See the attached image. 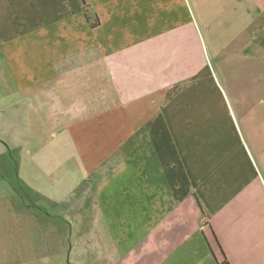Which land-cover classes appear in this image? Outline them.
I'll use <instances>...</instances> for the list:
<instances>
[{
    "label": "crops",
    "instance_id": "1",
    "mask_svg": "<svg viewBox=\"0 0 264 264\" xmlns=\"http://www.w3.org/2000/svg\"><path fill=\"white\" fill-rule=\"evenodd\" d=\"M90 1L0 0V264L112 259L77 236L78 181L38 188L55 141L82 199L132 188L117 221L151 225L149 262L264 264V0H97L94 28Z\"/></svg>",
    "mask_w": 264,
    "mask_h": 264
},
{
    "label": "rangeland",
    "instance_id": "2",
    "mask_svg": "<svg viewBox=\"0 0 264 264\" xmlns=\"http://www.w3.org/2000/svg\"><path fill=\"white\" fill-rule=\"evenodd\" d=\"M97 4V0H91L90 5H88L87 8L90 9V11L94 12L96 11L95 9L97 7ZM95 13L98 15L97 11ZM3 93V91L0 92V94ZM8 95H11V93H9ZM52 129L53 128L51 127L50 131H52ZM57 142L58 141H55V143L50 142V144L43 151L50 152L43 160V167L50 174L54 173L52 181L55 176L62 174L65 170L72 168L75 169L77 165L80 169L79 171L74 170L73 177H69L70 173H67L68 178L65 177L66 182L62 183L61 186H56V183L50 181V179H42L37 182L39 186L38 188L52 194V192L58 190L56 189V187H59L62 194L67 191V189L71 186V183L75 185L76 181L79 182V190L75 191L79 195L78 207L75 209L76 217L73 221L77 228L78 225L76 224H80V229H77L75 227L77 236L78 232L84 233L85 231L86 233H88V235L91 236V242L86 247V251L84 248V252H89L90 261H92L93 259L92 256H97V254H99L100 244H98L97 246L96 241L98 239L97 235H99L97 234V232L99 233V227L101 226L102 230L106 231V237L104 238L105 241H103V244L105 245L108 254L109 251L110 253H112V256H110L112 259L110 260L109 258L105 257V259L103 260V264L104 261L105 264H153L149 262L151 225L130 224L129 222L118 223L117 221V217L121 216V218H123L124 214L127 215V220L132 219V213H126L123 209L125 206L130 208V205H132L130 201H133V203L136 204L135 198H131L132 194L130 193V190H132V188L129 189L130 186L128 187L127 185H125V190L119 193V190H115L116 179L113 178V180H108L110 183L108 184L109 186L111 185V187H106L108 188V190H110V192H108V190H104V193H107L106 195L102 196L100 193H94V195H90L87 198L85 196L82 199L81 196L85 195L84 192H86V184L88 182L92 183L93 177L95 175L92 176L89 180L87 179V176H89L90 174V166L84 162L82 151L80 150V148H78V146L76 148L73 141L70 144H67V141H65L64 143L60 142V144H57ZM73 148L75 150L77 160L75 159L73 161L70 160V162L67 163H61V156L64 157L65 154L70 155ZM31 149H36V145H32ZM99 163L100 162H97L96 164L99 165ZM102 163L106 165L105 162ZM100 175L99 178H102L105 174L101 173ZM98 183L96 185H98ZM149 189L151 191H154V180H152L151 178H148V190ZM57 194H55L54 196L59 197ZM102 197L104 198L103 200ZM30 202H34V199L31 198ZM48 202L49 203H45L51 205L50 201ZM97 208L99 209L96 211ZM117 208H120V210H117ZM101 214L106 216L107 221L99 220L96 222L95 219H97V216L98 219H100L99 216H101ZM114 217L116 220L114 219ZM162 233L168 236L170 235V232L167 230V228H162V230L156 229L152 232L153 235Z\"/></svg>",
    "mask_w": 264,
    "mask_h": 264
},
{
    "label": "trees",
    "instance_id": "3",
    "mask_svg": "<svg viewBox=\"0 0 264 264\" xmlns=\"http://www.w3.org/2000/svg\"><path fill=\"white\" fill-rule=\"evenodd\" d=\"M84 12H85L86 17L89 20V24H90V26L92 28H94V27L99 25L100 18H99V16L96 13L90 12V10H88L87 6H84ZM226 257L227 256L225 255V257L223 258V260L221 261L220 264H230V262L227 260Z\"/></svg>",
    "mask_w": 264,
    "mask_h": 264
}]
</instances>
